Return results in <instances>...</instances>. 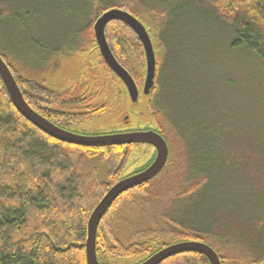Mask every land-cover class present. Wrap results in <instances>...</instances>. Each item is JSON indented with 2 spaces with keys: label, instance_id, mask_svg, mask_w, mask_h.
I'll return each mask as SVG.
<instances>
[{
  "label": "trees",
  "instance_id": "trees-1",
  "mask_svg": "<svg viewBox=\"0 0 264 264\" xmlns=\"http://www.w3.org/2000/svg\"><path fill=\"white\" fill-rule=\"evenodd\" d=\"M81 2L88 6V30L79 45L95 50L82 69L83 81L63 89L24 78L0 50L28 105L67 131L74 132L117 106L119 94L128 97L125 85L101 56L93 31L96 20L111 9L127 11L150 34L158 62L152 97L160 92L158 72L167 30L191 13H202L216 25L231 28L232 46H245L264 63V0ZM105 33L112 53L133 77L141 96L146 58L137 35L120 21L109 23ZM148 104L153 118L170 120L171 132L168 137L162 134L169 148L168 162L158 176L123 193L106 212L97 231L99 262L136 260L134 264H140L170 245L194 241L213 248L221 264L264 263V253L231 239V230L221 232L212 223L198 226L188 221L213 174V165L203 160L210 157L199 150L200 138L196 139L200 125L208 129L205 116L200 113L197 125L189 117L191 109L182 104L178 109L160 107L155 100ZM157 121L151 124L159 130ZM208 137L203 130L201 138ZM135 146L82 147L48 136L19 113L0 77V264H88L87 228L94 209L117 182L143 171L155 158L154 152L147 164L125 174ZM161 264L210 262L202 254L189 252Z\"/></svg>",
  "mask_w": 264,
  "mask_h": 264
},
{
  "label": "rangeland",
  "instance_id": "rangeland-1",
  "mask_svg": "<svg viewBox=\"0 0 264 264\" xmlns=\"http://www.w3.org/2000/svg\"><path fill=\"white\" fill-rule=\"evenodd\" d=\"M87 11L81 0H0V50L24 78L68 88L84 80L82 69L95 56L94 49L79 45L88 30ZM233 39L231 28L218 26L199 12L173 23L160 61V92L148 98L141 95L135 104L129 95L119 94L117 106L74 132L111 134L140 129L158 119L161 133L168 137L171 128L166 130L162 117L153 118L149 99L160 107L184 105L197 125L202 113L208 129L200 125L196 139L200 138L199 150L210 157L203 160L213 165V174L188 221L231 230V239L263 254L264 63L245 46L234 48ZM203 130L208 138H201ZM153 154L150 146L136 145L125 174L147 164Z\"/></svg>",
  "mask_w": 264,
  "mask_h": 264
},
{
  "label": "water",
  "instance_id": "water-1",
  "mask_svg": "<svg viewBox=\"0 0 264 264\" xmlns=\"http://www.w3.org/2000/svg\"><path fill=\"white\" fill-rule=\"evenodd\" d=\"M113 21L128 25L141 42L146 58V77L142 95L151 97L157 76V57L154 43L145 25L125 10L111 9L102 14L95 22L93 31L100 54L107 66L125 85L133 104L140 98L139 89L129 72L117 61L106 38V27ZM0 77L6 90L19 113L48 136L61 142L82 147H111L142 144L155 148L157 154L153 163L143 171L126 176L117 182L103 197L94 209L88 221L86 256L88 264H101L97 258L96 241L99 225L112 204L123 193L150 182L165 168L169 158V148L165 139L155 131H123L101 135H83L67 131L56 126L35 112L25 101L17 81L0 55ZM151 99H149L150 102ZM130 166V165H129ZM128 166V167H129ZM196 252L204 255L210 264H221L220 257L209 245L201 242L186 241L170 245L157 252L140 264H161L165 260L182 253ZM264 264V263H262Z\"/></svg>",
  "mask_w": 264,
  "mask_h": 264
},
{
  "label": "flooded vegetation",
  "instance_id": "flooded-vegetation-1",
  "mask_svg": "<svg viewBox=\"0 0 264 264\" xmlns=\"http://www.w3.org/2000/svg\"><path fill=\"white\" fill-rule=\"evenodd\" d=\"M74 83V82H73ZM72 84V83H71ZM64 89V88H63ZM164 123H165V127H166V125H167V127L168 128H166V130L167 131H169L170 130V128H171V124H170V120H168V119H164ZM149 127V126H148ZM155 131V132H157L158 134H160L162 137H163V135H162V133H161V130L159 129L158 130V128H157V130H156V126L155 125H152V124H150V127H149V129L148 130H144V127H141L140 129L138 128V129H132V130H126V131ZM164 138V137H163ZM135 145H142V144H135ZM149 146V145H148ZM152 149H153V151L155 152V158H156V154H157V152H156V150H155V148L154 147H152V146H150ZM154 158V159H155ZM154 161V160H153ZM153 161H152V163H153ZM151 163V164H152ZM150 164V165H151ZM149 165V166H150ZM139 172H141V171H139ZM139 172H137V173H139Z\"/></svg>",
  "mask_w": 264,
  "mask_h": 264
}]
</instances>
